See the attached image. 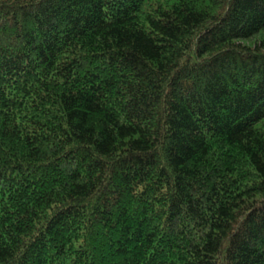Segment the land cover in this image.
Returning <instances> with one entry per match:
<instances>
[{
	"label": "trees",
	"instance_id": "obj_1",
	"mask_svg": "<svg viewBox=\"0 0 264 264\" xmlns=\"http://www.w3.org/2000/svg\"><path fill=\"white\" fill-rule=\"evenodd\" d=\"M264 0H0V264H264Z\"/></svg>",
	"mask_w": 264,
	"mask_h": 264
},
{
	"label": "rangeland",
	"instance_id": "obj_2",
	"mask_svg": "<svg viewBox=\"0 0 264 264\" xmlns=\"http://www.w3.org/2000/svg\"><path fill=\"white\" fill-rule=\"evenodd\" d=\"M264 38V31L262 33H259L258 36L251 38L250 40H247V42L255 43V42H259L261 39Z\"/></svg>",
	"mask_w": 264,
	"mask_h": 264
}]
</instances>
